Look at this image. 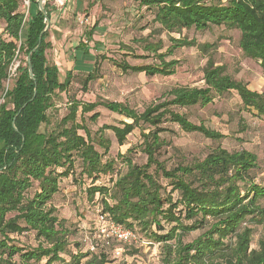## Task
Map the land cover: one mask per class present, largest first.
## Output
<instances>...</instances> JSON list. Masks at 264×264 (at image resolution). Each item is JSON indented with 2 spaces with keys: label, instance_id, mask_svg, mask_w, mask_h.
I'll list each match as a JSON object with an SVG mask.
<instances>
[{
  "label": "trees",
  "instance_id": "16d2710c",
  "mask_svg": "<svg viewBox=\"0 0 264 264\" xmlns=\"http://www.w3.org/2000/svg\"><path fill=\"white\" fill-rule=\"evenodd\" d=\"M24 1L0 0V264L42 260L52 264L65 258L68 264H112L118 260L113 250L120 243L98 233L99 216L158 244L160 264H264V177L256 180V154L216 146L202 159L174 167L159 160L166 143L161 134L171 132L166 123L211 142L224 138L204 124L191 122L181 110L206 107L218 97L235 93L244 111L264 120V93L248 89L224 66L208 60L202 87H173L140 113L124 102L85 101L69 90L78 80L87 95L91 83L99 79L100 60L111 61L122 73L168 77L176 73L179 63L165 61V56L180 48L206 50L209 45L199 47L195 41L170 37L171 45L161 54V41L150 42L148 36L135 42L143 53L153 54L156 63L130 65L95 56L91 72L69 71L60 81L56 65L47 60L49 31L42 34L52 0H44V12L38 0H29L27 15ZM136 2L152 14L153 23L159 25L156 33L179 35L183 30L214 27L238 31L241 53L255 61L264 75V0ZM94 30L83 34L91 41ZM86 44L77 46L84 55L90 50ZM93 46L97 48V43ZM16 62L9 88L7 81ZM62 95L65 113L53 120ZM99 110L122 119L91 131L88 122H97ZM136 129L140 142L128 144L124 152L110 158L111 141L104 133H112L122 147ZM138 149L146 158L143 165L131 158ZM71 180L78 187L66 189L62 184ZM76 190L83 191L89 203L84 207L92 213L88 230L78 227L80 221L72 227L61 214L68 200L77 201ZM31 236L34 245L28 244Z\"/></svg>",
  "mask_w": 264,
  "mask_h": 264
},
{
  "label": "rangeland",
  "instance_id": "374dc122",
  "mask_svg": "<svg viewBox=\"0 0 264 264\" xmlns=\"http://www.w3.org/2000/svg\"><path fill=\"white\" fill-rule=\"evenodd\" d=\"M66 7H76L74 11L70 12L72 24L69 25L71 29L77 31L78 43L82 42V45L87 43L86 46L89 47L92 55H86V59L93 60V64L95 56L101 55L108 59L125 60L130 65L156 63V57L153 54L143 53L135 42L136 39L147 38L148 36H150V42L161 41L162 47L159 51L161 54H165L166 48L171 45L170 37L185 39L189 42L195 41L199 47L209 45L206 50L197 47H184L176 50L172 55L165 56V61L176 60L179 63L176 73L168 77L122 73L111 61L100 60L96 69L99 79L91 83L89 93L84 95L81 92L80 83L75 80L69 90L73 96L85 101L101 98L124 102L140 113L147 106L162 98L164 93L173 87H202V71L208 60H211L214 65L224 66L229 75L243 82L248 89L259 94L264 93V75L255 61L245 58L241 53L238 47V31L214 27L204 31L183 30L179 35L168 34L164 31L156 33L159 25L153 23V16L149 11L138 7L136 0H67L64 8ZM67 13L69 11L65 15ZM79 20H86L87 22L80 24ZM93 27L95 30L90 41L83 33H87ZM94 42L97 43V48H94ZM142 55L145 58L137 57ZM21 58L23 59V56ZM70 61L75 64L76 68H81V65L85 64L82 61V56L75 59L70 58ZM17 64L18 62L11 69V77L7 81L9 88L12 85ZM56 67L59 80L63 81L66 70L59 62ZM80 73L86 74L85 72ZM65 105L66 97L62 95L57 105L59 114L52 116L53 120L65 113ZM99 111L100 118L97 122H88L91 131H96L103 124H117L122 119V117L106 111ZM181 112L185 113L191 122L204 124L206 127L223 134L224 138L220 142H211L199 134H186L180 131L176 125L166 123L164 127L171 132L161 134L166 143L160 150V161L168 167H174L181 162L202 159L216 146H221L229 151L245 149L257 155L259 170L256 180L264 177V120L244 111L235 93L218 97L206 107L194 106L183 109ZM104 134L111 141L110 158L114 157L117 151L124 152L128 144L133 145L140 142L138 129L128 136L126 144L122 147H118L115 143L112 133L105 132ZM131 158L135 164L143 165L146 163V158L139 152V149L132 153ZM160 182L163 185L167 183L163 179H160ZM62 185L66 189L78 187L73 180L66 181ZM72 191L73 194L74 190ZM75 193L74 197L77 201L68 200L67 204L63 205V208L61 207V214L68 217V223L72 227L77 226L80 221L78 227L87 229L92 219V213L84 207H88L89 203L85 201L83 191L76 190ZM197 234L198 232L191 233L187 239H191ZM258 234L256 232L254 235L252 248L255 247ZM76 238L75 236L72 237L73 240ZM27 240L28 244H35L32 236ZM116 246L122 249V255L112 264H160L159 246L156 248L153 246L140 247L136 244H118ZM68 261L69 259L65 258V262L52 264H68ZM35 264L46 263L45 260H42Z\"/></svg>",
  "mask_w": 264,
  "mask_h": 264
},
{
  "label": "crops",
  "instance_id": "0c3cea01",
  "mask_svg": "<svg viewBox=\"0 0 264 264\" xmlns=\"http://www.w3.org/2000/svg\"><path fill=\"white\" fill-rule=\"evenodd\" d=\"M49 6L51 8V13L49 18L50 26L48 31L51 49L47 52V60L51 64H54L56 66L58 62L61 63L63 69L66 70V73L69 71H73L74 73L91 72L94 66L93 60H87V56L77 48V46L79 45V38L77 40L76 37L77 31L71 29V26L69 25L70 23L72 24L70 12L74 11V8L76 7L57 9L56 7H54L52 1L49 2ZM77 9H79V7H77ZM68 11L69 13L65 15V13ZM88 55H92L91 50H89ZM79 56H82V61L85 64H82L81 68H76L75 64L70 61V58L75 59Z\"/></svg>",
  "mask_w": 264,
  "mask_h": 264
},
{
  "label": "built area",
  "instance_id": "2783aa9c",
  "mask_svg": "<svg viewBox=\"0 0 264 264\" xmlns=\"http://www.w3.org/2000/svg\"><path fill=\"white\" fill-rule=\"evenodd\" d=\"M67 0H52L53 5L57 9H62L65 6ZM25 15L28 13L29 9V0H25L23 4ZM86 20H79L80 24L86 23ZM97 224H98V233L103 238H113L116 240V242L122 244V245H130V244H136L140 247H147V246H153L154 248L158 247V244H153L147 241H144L140 239L137 234L129 229L124 228L121 225L107 222L105 220V217L99 216L97 218ZM86 242V241H85ZM91 250H93V247L91 246ZM113 254L116 258H120L122 255V249L117 247L113 250Z\"/></svg>",
  "mask_w": 264,
  "mask_h": 264
},
{
  "label": "water",
  "instance_id": "95a60500",
  "mask_svg": "<svg viewBox=\"0 0 264 264\" xmlns=\"http://www.w3.org/2000/svg\"><path fill=\"white\" fill-rule=\"evenodd\" d=\"M43 2H44V0H38V8L41 12H44ZM45 22H46V26H45L44 30L42 31V34L45 33L46 31H48L49 26H50V20L48 18L45 19ZM27 61L29 62V58H27ZM29 76L31 79L33 78L32 69H31L30 65H29Z\"/></svg>",
  "mask_w": 264,
  "mask_h": 264
}]
</instances>
